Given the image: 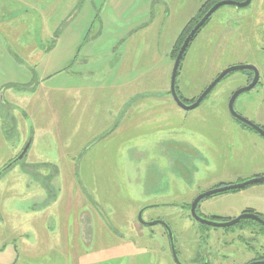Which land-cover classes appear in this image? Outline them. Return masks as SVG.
Returning <instances> with one entry per match:
<instances>
[{"label":"rangeland","instance_id":"1","mask_svg":"<svg viewBox=\"0 0 264 264\" xmlns=\"http://www.w3.org/2000/svg\"><path fill=\"white\" fill-rule=\"evenodd\" d=\"M207 1L0 0V264H176L166 229L139 222L144 209L170 227L181 264L264 258L259 225L208 227L190 211L264 177V138L228 109L252 75L232 73L192 111L170 93L174 45ZM246 65L260 82L235 110L264 128V0L211 17L182 61L180 95L190 105ZM250 210L264 218V183L197 213Z\"/></svg>","mask_w":264,"mask_h":264},{"label":"water","instance_id":"2","mask_svg":"<svg viewBox=\"0 0 264 264\" xmlns=\"http://www.w3.org/2000/svg\"><path fill=\"white\" fill-rule=\"evenodd\" d=\"M252 0H246L245 2H236L233 0H223L218 2L217 4H215L207 13L206 15L200 20V22L193 28V30L190 32V34L188 35V37L186 38V40L184 41L182 47L180 48V51L176 57V60L174 62V66H173V71H172V76H171V90L170 93L174 99V101L176 102V104L183 109L184 111H192L197 109L198 107H200V105L203 103V101L205 99H207V97L211 94V92L216 88V86L222 81L224 80L227 76L231 75L234 72H238V71H250L253 73V79L251 81L250 84H248L246 87L238 90L237 92H235L232 97L230 98L229 104H228V109L229 112L231 114V116L241 122L242 124H245L246 126L252 128L255 132H257L262 138H264V129L262 127L257 126L256 124H254L253 122H250L249 120L245 119L244 117H242L241 115H239L236 110H235V102L236 100L239 98L240 95L250 92L253 89H255L259 82H260V73L259 70L251 65H246V66H234V67H230L227 70L223 71L221 74H219V76L212 82L209 84V86L202 92V94L197 98V100L188 105L186 103L183 102V100L180 98L178 91H177V78H178V74L181 68V63L182 60L184 58V55L186 54V51L188 50L191 42L193 41L194 37L196 36V34L199 32L200 29H202V27L210 20V18L221 8L224 6H236L239 8H244L247 7L251 4ZM30 148V143L27 144V146L24 148V150L22 151V153L19 155V157L17 158V160H13L6 168L5 170L9 169L10 167H12L15 163H17L18 161H21L24 159V157L26 156V154L28 153ZM259 183H264V177H257L254 179H251L249 181L237 184V185H230V186H225L222 188H218V189H214L211 190L209 192H206L200 196H198L192 203L191 205V215L192 217L201 225L204 226H208V227H213V228H232L235 227L236 225L240 224L243 220H252L256 223H258L259 225L264 227V218L260 217L259 215L256 214H243L238 216L237 218L227 221V222H219V221H214V220H209V219H205L202 218L198 215L197 213V209L198 206L200 204L201 201H203L206 198H209L211 196H215L218 194H223V193H227L230 191H236V190H242L244 188H247L249 186L255 185V184H259ZM146 209L142 210L139 215H138V219L139 222L147 227H153L156 225H161L166 229V232L168 233L169 236V240L171 243V249H172V254H173V258L176 262V264H181V262L178 259L177 256V252H176V247H175V243H174V237L172 234V231L170 229V227L162 221H153V222H145L143 220V214L145 212ZM251 264H264V261H257Z\"/></svg>","mask_w":264,"mask_h":264},{"label":"trees","instance_id":"3","mask_svg":"<svg viewBox=\"0 0 264 264\" xmlns=\"http://www.w3.org/2000/svg\"><path fill=\"white\" fill-rule=\"evenodd\" d=\"M220 1H222V0H209V1H207L203 6H202V8H201V10H200V14L196 17V18H193V19H191V21L188 23V25H186V27L184 28V30L182 31V33L180 34V36H179V38H178V40H177V42L175 43V45H174V48H173V50H172V53H171V57H172V59H174V60H176V57H177V55H178V53H179V51H180V48L182 47V45H183V43H184V41L186 40V38L188 37V35L190 34V32L193 30V28L198 24V22L206 15V13L216 4V3H218V2H220ZM235 1H238V2H242V1H245V0H235ZM208 23V22H207ZM207 23L205 24V25H207ZM200 33V31L196 34V36L194 37V39L197 37V35ZM193 39V40H194ZM193 42V41H192ZM191 45V44H190ZM189 48H190V46H189ZM188 48V49H189ZM186 53H187V51H186ZM185 56H186V54L184 55V58H185ZM184 58H183V60H184ZM182 60V61H183ZM182 64V63H181ZM245 72H248L250 75H252V77H253V73L252 72H250V71H245ZM179 75V74H178ZM228 77V76H227ZM177 91H178V94H179V96H180V98L183 100V102L184 103H186L187 104V102L181 97V95H180V92H179V89H178V87H177ZM197 100V99H196ZM195 100V101H196ZM195 101H193L192 103H194ZM234 119V118H233ZM235 120V119H234ZM237 123H239L240 125H242L244 128H247V129H250V130H252L253 132H255L252 128H250V127H248V126H246L245 124H242L241 122H239V121H237V120H235ZM264 129V128H263ZM255 133H257V132H255ZM11 163V162H10ZM237 191V190H236ZM210 220H214V221H219V222H225V221H229V220H227V219H219V218H211ZM260 227L262 228V229H264L263 228V226H261L260 225ZM260 260H264V258H261Z\"/></svg>","mask_w":264,"mask_h":264},{"label":"flooded vegetation","instance_id":"4","mask_svg":"<svg viewBox=\"0 0 264 264\" xmlns=\"http://www.w3.org/2000/svg\"><path fill=\"white\" fill-rule=\"evenodd\" d=\"M223 1V0H222ZM233 1H235V0H233ZM246 1V0H245ZM242 2H244V1H242ZM217 4V3H216ZM211 19V18H210ZM200 22V21H199ZM198 22V23H199ZM205 26V25H204ZM203 26V27H204ZM203 27H202V29H203ZM202 29H200L199 31H201ZM258 134V133H257ZM202 202V201H201ZM200 202V203H201ZM193 203V202H192ZM167 205H169V203L167 204ZM176 205V204H175ZM192 205V204H191ZM200 205V204H199ZM171 206H174V204L173 205H171ZM177 206V205H176ZM199 207V206H198ZM243 214H256V215H259V216H261L260 214H258V213H256V212H253V211H244L241 215H243ZM231 220V219H230ZM229 220V221H230ZM233 220V219H232ZM225 222H227V221H225ZM245 222H253V223H255V224H257V225H259L258 223H256V222H254V221H252V220H243L240 224H242V223H245ZM240 224H238V225H240ZM238 225H236L235 227H237ZM260 226V225H259ZM167 233V232H166ZM168 234V233H167ZM257 261H264V260H260V259H257V260H253V261H251V262H249L248 264H251V263H254V262H257Z\"/></svg>","mask_w":264,"mask_h":264},{"label":"crops","instance_id":"5","mask_svg":"<svg viewBox=\"0 0 264 264\" xmlns=\"http://www.w3.org/2000/svg\"><path fill=\"white\" fill-rule=\"evenodd\" d=\"M14 35H16V34L14 33Z\"/></svg>","mask_w":264,"mask_h":264}]
</instances>
